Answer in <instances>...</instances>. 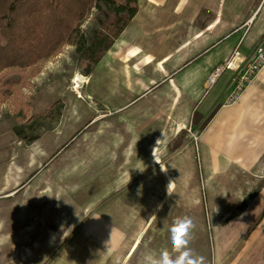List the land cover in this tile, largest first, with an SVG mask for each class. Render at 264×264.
<instances>
[{"label":"rangeland","instance_id":"rangeland-1","mask_svg":"<svg viewBox=\"0 0 264 264\" xmlns=\"http://www.w3.org/2000/svg\"><path fill=\"white\" fill-rule=\"evenodd\" d=\"M98 16L92 9L80 30L96 28ZM263 39L264 32L255 46ZM76 41L77 34L39 64L0 73V89L10 90L0 96V264H141L145 253L164 249L174 256L169 228L184 216L193 221L189 247L204 264H246L243 250L253 251L249 264L262 263L252 223L241 243L218 257L217 229L238 217L246 177L239 169L212 174L205 132L193 126L194 141L187 131L186 100L170 98L162 86L154 98L130 104L95 69L86 75ZM6 43L0 31V46ZM255 81L246 102L264 108V70ZM149 153L155 167L131 179L132 161ZM255 171L254 191L264 184V157Z\"/></svg>","mask_w":264,"mask_h":264},{"label":"crops","instance_id":"crops-1","mask_svg":"<svg viewBox=\"0 0 264 264\" xmlns=\"http://www.w3.org/2000/svg\"><path fill=\"white\" fill-rule=\"evenodd\" d=\"M138 3L137 14L96 66L95 74L124 90L133 100L130 104L154 98L162 86L171 89L168 90L170 98L186 100L187 107L192 108V117L198 111L205 120L221 104L220 111L204 131L202 144L205 143L206 159L213 175H228L232 169H239L246 177L245 184V181L240 182L245 192L237 195L239 202L243 203L246 194L257 190L254 191L258 177L255 170L264 157V108L262 105L253 108L246 102L255 95L257 84L255 81L247 86L241 98L233 104L227 102L233 77L229 70L222 71L211 90L204 85L235 51L244 57L252 55L264 32V0H139ZM173 80L174 85L170 83ZM212 91V99L206 102ZM115 98L112 94V99ZM172 105L175 107L176 103ZM153 111L149 110L150 113ZM241 111L247 115L243 120ZM228 113L231 116L227 118ZM164 130L159 128L158 135L161 136ZM135 159L129 169L131 179L155 167L150 153ZM259 189L243 214L260 198L264 184ZM263 209L264 202L257 215ZM255 220L249 222L251 226ZM251 234L260 236L263 249L264 218ZM237 241L224 253L218 246V257L223 258ZM241 241L240 238L239 243ZM261 252L264 253L258 251L257 258ZM240 255L246 264L254 257L252 250L240 251ZM261 259L260 264H264V254Z\"/></svg>","mask_w":264,"mask_h":264},{"label":"trees","instance_id":"trees-1","mask_svg":"<svg viewBox=\"0 0 264 264\" xmlns=\"http://www.w3.org/2000/svg\"><path fill=\"white\" fill-rule=\"evenodd\" d=\"M139 0H0V31L7 43L0 46V73L17 67L27 69L58 54L77 34V53L90 76L115 41L139 10ZM92 9L99 12L96 28L81 31L80 27ZM9 89L1 88V93ZM222 105L219 104L204 120L195 111L192 125L206 130ZM204 120V121H203ZM260 189L250 195L253 199ZM244 201L235 216L245 210ZM264 218V209L253 227Z\"/></svg>","mask_w":264,"mask_h":264},{"label":"clouds","instance_id":"clouds-1","mask_svg":"<svg viewBox=\"0 0 264 264\" xmlns=\"http://www.w3.org/2000/svg\"><path fill=\"white\" fill-rule=\"evenodd\" d=\"M155 152L156 148L153 154L157 162H159ZM172 184L170 183L169 189ZM192 228L193 221L190 217L176 218L169 228L172 252L175 255L173 256L167 249L161 250L159 254L147 252L143 256L141 264H204V257L195 254L189 247Z\"/></svg>","mask_w":264,"mask_h":264},{"label":"built area","instance_id":"built-area-1","mask_svg":"<svg viewBox=\"0 0 264 264\" xmlns=\"http://www.w3.org/2000/svg\"><path fill=\"white\" fill-rule=\"evenodd\" d=\"M234 59H238L236 65H233ZM233 66L234 68H232ZM223 70H229L233 73L230 84L232 91L227 100V102H233L243 94L247 86H249L264 70V39L255 47V50L250 57L245 58L238 53L225 66L217 68L211 76H209L208 81L204 86L207 89L211 88ZM215 73H217V77L213 80L212 84L208 86ZM187 131L194 141L199 140L198 133L194 130L193 125H190Z\"/></svg>","mask_w":264,"mask_h":264},{"label":"bare ground","instance_id":"bare-ground-1","mask_svg":"<svg viewBox=\"0 0 264 264\" xmlns=\"http://www.w3.org/2000/svg\"><path fill=\"white\" fill-rule=\"evenodd\" d=\"M237 62L238 59H234L233 65H236ZM232 68H234V66ZM216 77H217V73L214 74V76L212 77L213 79L211 80L208 86L212 84L213 80ZM263 202H264V191L260 195V198L254 203V205L246 213L231 220L230 223L226 224L225 226L218 227V233H217L218 246L222 253H224L226 248L231 246L234 241L242 237V231L244 227L252 219H254L255 216L260 212Z\"/></svg>","mask_w":264,"mask_h":264}]
</instances>
